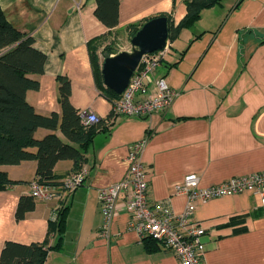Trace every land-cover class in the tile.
Instances as JSON below:
<instances>
[{
    "label": "crops",
    "instance_id": "0c3cea01",
    "mask_svg": "<svg viewBox=\"0 0 264 264\" xmlns=\"http://www.w3.org/2000/svg\"><path fill=\"white\" fill-rule=\"evenodd\" d=\"M0 8L6 21L30 36L34 48L46 56L43 73L32 77L39 83L38 90L26 93L36 113L60 114L58 79L66 77L71 105L103 120L116 102L113 105L96 87L88 43L110 33L98 51L103 63L105 45L117 54L130 52L116 48L119 40L131 41L130 25H139L140 30L146 22L164 17L169 30L186 15L185 0H119L118 25L109 30L95 17V0H0ZM262 40L264 0H222L204 9L195 25L180 30L174 39L168 31L166 53L136 100L154 97L157 81L164 79L176 92L170 108L149 116L113 114L110 130L94 137L79 169L69 160L54 167L57 188L66 176L85 168L83 184L72 192L59 189L47 201L34 199V209L23 220H16V209L19 199L31 196V184L38 181L37 163L1 166L14 184L0 192V254L8 241L42 243L49 222L66 208L61 248L50 251L44 264H179L162 244L129 229L124 196L117 201L109 233L102 234L99 192L125 179L129 147L142 141L149 204L176 215L187 203L178 187L189 174L198 176L200 187L205 188L264 172ZM50 133L64 140L59 130L39 129L35 137ZM236 216L245 217V233L235 235L233 227H227ZM190 221L205 230L203 264H264V207L259 196L243 193L196 203ZM57 239L53 233L49 246H55Z\"/></svg>",
    "mask_w": 264,
    "mask_h": 264
},
{
    "label": "trees",
    "instance_id": "16d2710c",
    "mask_svg": "<svg viewBox=\"0 0 264 264\" xmlns=\"http://www.w3.org/2000/svg\"><path fill=\"white\" fill-rule=\"evenodd\" d=\"M95 2V17L109 30H113L118 25L119 0ZM221 2L222 0H185L186 15L176 27L169 26V38L174 39L182 29L192 28L204 9L220 5ZM139 27L130 25L127 28L130 38L138 32ZM109 35L110 33L92 40L88 43V49L96 87L114 105L121 96L105 88L101 72L102 63L98 55L99 47L103 46L102 41ZM33 45L34 40L30 36L19 32L6 21L0 8V167L35 161L36 179L39 182L54 184L57 180L54 174L55 165L59 161L69 160L73 162L75 169H79L94 137L100 132L110 130V120L114 113L104 120L100 119L96 124L84 125L80 112L69 101L70 81L66 77L58 79L60 114L54 112L43 116L36 113L26 101V93L38 90L39 83L32 77L43 73L46 56ZM101 53L107 58L117 54V51L112 46L105 45ZM39 129L52 132L59 130L64 140L55 133L37 139L35 133ZM13 184L7 174L0 170V192ZM34 207L32 196H22L16 209V220H23ZM66 218L67 210L62 208L58 211L57 219L49 222L47 235L42 243L27 245L6 242L0 254V264H44L50 251L61 248ZM227 227H233L235 235L245 233V217L231 218ZM53 233L58 236L57 243L55 246H49Z\"/></svg>",
    "mask_w": 264,
    "mask_h": 264
},
{
    "label": "built area",
    "instance_id": "2783aa9c",
    "mask_svg": "<svg viewBox=\"0 0 264 264\" xmlns=\"http://www.w3.org/2000/svg\"><path fill=\"white\" fill-rule=\"evenodd\" d=\"M164 53L166 49L142 58L139 69L114 105L115 115L149 116L170 108L176 92L169 88L164 79L157 81V94L154 97L136 100V95L144 92L146 78L160 65ZM80 117L84 125H93L100 121L89 111L80 112ZM144 147L145 141L132 144L126 157L128 171L125 179L99 192V205L104 218L102 234L109 233L110 224L116 214L117 201L120 196H124L123 209L130 217V230L141 238L148 237L162 244L166 250L175 254L179 264H203L205 248L202 237L205 230L190 221L196 203L250 193L259 196L264 207V172L232 177L205 188L200 187L198 176L189 174L178 187L187 198L181 214L176 215L162 206L152 207L148 201V186L142 159ZM84 169L66 176L58 188L55 184L33 182L31 196L39 201H47L55 198L59 189L61 193L74 191L83 184Z\"/></svg>",
    "mask_w": 264,
    "mask_h": 264
},
{
    "label": "water",
    "instance_id": "95a60500",
    "mask_svg": "<svg viewBox=\"0 0 264 264\" xmlns=\"http://www.w3.org/2000/svg\"><path fill=\"white\" fill-rule=\"evenodd\" d=\"M168 24L164 17L146 22L131 38L132 50L120 52L103 60L101 72L104 86L121 95L136 71L141 59L167 45Z\"/></svg>",
    "mask_w": 264,
    "mask_h": 264
},
{
    "label": "rangeland",
    "instance_id": "374dc122",
    "mask_svg": "<svg viewBox=\"0 0 264 264\" xmlns=\"http://www.w3.org/2000/svg\"><path fill=\"white\" fill-rule=\"evenodd\" d=\"M118 45H117V50L119 51H124V50H129L131 51V45H130V42L128 40H119L118 42Z\"/></svg>",
    "mask_w": 264,
    "mask_h": 264
}]
</instances>
